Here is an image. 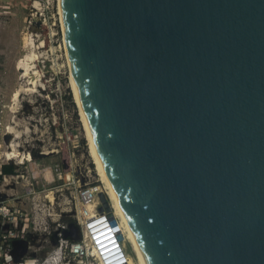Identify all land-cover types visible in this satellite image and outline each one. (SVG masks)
Instances as JSON below:
<instances>
[{
  "label": "water",
  "instance_id": "1",
  "mask_svg": "<svg viewBox=\"0 0 264 264\" xmlns=\"http://www.w3.org/2000/svg\"><path fill=\"white\" fill-rule=\"evenodd\" d=\"M62 9L76 89L146 264H264V0Z\"/></svg>",
  "mask_w": 264,
  "mask_h": 264
},
{
  "label": "rangeland",
  "instance_id": "2",
  "mask_svg": "<svg viewBox=\"0 0 264 264\" xmlns=\"http://www.w3.org/2000/svg\"><path fill=\"white\" fill-rule=\"evenodd\" d=\"M28 36L35 42L41 75L35 88L27 85L17 65L26 54ZM7 133L11 138L9 142L0 139V151L13 148L10 142L20 134L14 141L16 155L24 157L27 166L12 159L14 177L7 181L1 177L0 190L6 201L24 208L30 217L24 252L44 258L56 246L60 231L83 237L76 218L80 188L104 186L70 83L58 0H0V136ZM33 165L40 175L35 176ZM48 167L53 182L44 176ZM125 240L131 264H137Z\"/></svg>",
  "mask_w": 264,
  "mask_h": 264
},
{
  "label": "built area",
  "instance_id": "3",
  "mask_svg": "<svg viewBox=\"0 0 264 264\" xmlns=\"http://www.w3.org/2000/svg\"><path fill=\"white\" fill-rule=\"evenodd\" d=\"M1 138L5 142L4 134ZM11 161L4 151H0V178L4 181L14 177L15 173L6 174L3 171L4 165L14 166ZM101 190L93 185L80 188V207L76 211V218L83 237L74 240L60 231L56 246L44 258L23 253L24 245L19 241L26 240L31 229L30 217L24 208L6 201L0 190V264H129L130 253L125 245L122 224L109 212L99 210ZM91 204H95V207L91 208ZM28 247H31L29 243ZM20 253L21 257L16 260Z\"/></svg>",
  "mask_w": 264,
  "mask_h": 264
},
{
  "label": "bare ground",
  "instance_id": "4",
  "mask_svg": "<svg viewBox=\"0 0 264 264\" xmlns=\"http://www.w3.org/2000/svg\"><path fill=\"white\" fill-rule=\"evenodd\" d=\"M34 6H36V5H34ZM58 9H59V14H60L61 25L63 28L64 45H65V51H66V56H67V62H68L69 70H70V83H71V86H72V89L74 92V98H75V101H76L77 106L79 108L81 119H82L85 131H86V135H87V138L89 141L90 155L93 159V162H94L95 167H96V171L99 175V178H100L99 180L101 183L104 184L103 187L98 186L97 190L103 189L110 196L109 202H110V206L112 208L113 215L115 216L116 219H118L120 221V223L123 226L124 235L132 247L135 261L137 262V264H146V261L143 257V254H142V252L139 248V245H138V243H137V241L133 235V232H132V230H131V228H130V226H129L126 218H125V215H124V213L121 209V206L118 202L117 195H116V193H115V191L111 185L110 179H109L107 172L104 168V165L102 162V157H101L100 152L98 150L97 142L93 136L84 105H83L81 98H80V96L77 92V89H76V80H75V75H74L73 66H72V62H71L68 40L66 37L65 28H64L62 0H58ZM25 47L27 50L26 54L21 58V60L18 61L17 65H18L19 70H21L22 76L27 79V83H28L27 85H32L35 88V86H38V84L40 83V79H41L40 76L41 75H40V72H39L37 65H36L37 56H38V54L36 52V45H35V42L31 36H28L25 38ZM32 88L33 87H29L27 90H31ZM17 99H18V94L15 97V100H17ZM10 128L12 130L11 126H10ZM17 135L19 136L20 134H17ZM17 135L15 136V138L17 137ZM13 138H14V135H13ZM15 138H14V140L11 139L12 142H10V146H13V148L12 147L9 148V146H7L8 149L3 150V151L4 152L6 151L5 153L9 159H15V160H17V163H21V162L25 163L26 160L24 157H18L16 155L17 149H16V144H15L16 142H14ZM46 152H48V151H46ZM27 160H29V159H27ZM34 165H33L34 174H35V176H38V175H40L41 172L35 167L36 165L35 166ZM43 173L49 182L54 181L55 177H54V174L52 172V169H50V167L44 169ZM79 207H80V205H79ZM90 207L91 208L95 207V204H91ZM129 264H131L130 259H129Z\"/></svg>",
  "mask_w": 264,
  "mask_h": 264
},
{
  "label": "trees",
  "instance_id": "5",
  "mask_svg": "<svg viewBox=\"0 0 264 264\" xmlns=\"http://www.w3.org/2000/svg\"><path fill=\"white\" fill-rule=\"evenodd\" d=\"M3 171L6 174H12V173H14V168L11 165H4L3 166ZM66 175H69L70 176V173H67Z\"/></svg>",
  "mask_w": 264,
  "mask_h": 264
}]
</instances>
